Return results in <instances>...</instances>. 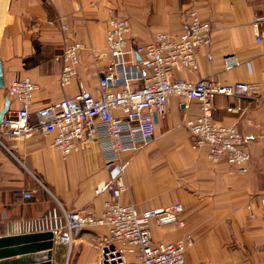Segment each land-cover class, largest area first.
<instances>
[{
	"label": "crops",
	"instance_id": "crops-1",
	"mask_svg": "<svg viewBox=\"0 0 264 264\" xmlns=\"http://www.w3.org/2000/svg\"><path fill=\"white\" fill-rule=\"evenodd\" d=\"M189 10L211 25V43L197 49L195 71L176 70L174 76L257 87L253 93L217 94L212 108L216 122L234 126L245 138L248 170L239 173L224 161L213 163L206 146L195 147L185 121L199 114L198 104L171 96L166 112L154 116L153 135L120 154L124 189L119 201L139 210L180 202L183 225L155 220L148 225L155 243L191 237L185 264H263L264 207L258 194L264 188V40L256 42L253 21L264 15V0H0V111L6 98L5 113L19 107L6 93L17 77L38 86L29 107L34 121L38 108L64 96H99L98 69L109 62L110 16L129 19L133 48L160 32L181 34ZM71 41L83 48L76 75L61 87L54 56ZM228 58L237 63L226 66ZM52 142L53 134L33 130L27 138L0 143V237L60 233L64 211L102 212L108 191L95 190L113 177V169L105 165L98 141L88 140L67 154ZM25 191L31 196L24 197ZM105 232L104 226L76 230L64 264H98ZM128 258L140 264L134 254Z\"/></svg>",
	"mask_w": 264,
	"mask_h": 264
},
{
	"label": "built area",
	"instance_id": "built-area-1",
	"mask_svg": "<svg viewBox=\"0 0 264 264\" xmlns=\"http://www.w3.org/2000/svg\"><path fill=\"white\" fill-rule=\"evenodd\" d=\"M253 26L256 42L264 40V15L255 17ZM129 31L128 18L117 15L108 18L105 49L109 62L98 69L99 96H64L38 108L34 121L29 107L38 88L36 82L28 77L12 78L6 93L17 100L19 107L2 116L0 143L4 138H27L33 130H39L53 134V147L67 154L81 148L88 140H97L105 165L109 169L116 168L118 173L95 190L96 193L103 189L108 191L99 215L64 211L60 242L66 246L67 253L76 230L104 226L106 232L98 264H130L128 256L131 254L140 264H185V251L192 242L191 237L155 243L148 225L150 220L183 225L179 217L182 204L175 202L139 210L132 204L121 203L119 196L124 181L120 154L137 149L152 136L154 116L166 112L171 96H179L198 104L199 114L185 121L193 145L206 146V156L211 162L224 161L244 173L251 157L245 148V138L234 126L213 119V99L217 94L253 93L257 87L246 82L222 85L207 78L187 80L174 76L176 70L195 71L197 49L211 43V25L201 21L194 10L186 12L185 29L177 36L160 32L149 42L130 48ZM82 48L81 42L71 41L54 56L60 64L58 83L61 87L76 75L78 53ZM230 60L225 61L228 67L237 63ZM23 196L30 197L31 192L25 191ZM258 199L264 207V188Z\"/></svg>",
	"mask_w": 264,
	"mask_h": 264
},
{
	"label": "water",
	"instance_id": "water-1",
	"mask_svg": "<svg viewBox=\"0 0 264 264\" xmlns=\"http://www.w3.org/2000/svg\"><path fill=\"white\" fill-rule=\"evenodd\" d=\"M3 84L2 67L0 63V87ZM8 108L6 98L0 111V120ZM117 169L112 170V176ZM38 251H42L36 253ZM36 253V254H32ZM27 254H32L31 256ZM67 256L66 246L60 242V233L43 230L35 233H24L0 237V264H25L32 260V264H64ZM53 259V263L52 260Z\"/></svg>",
	"mask_w": 264,
	"mask_h": 264
}]
</instances>
